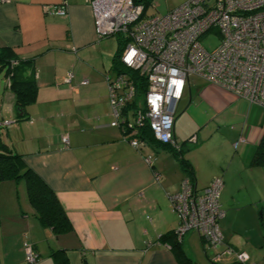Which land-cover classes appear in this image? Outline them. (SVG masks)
<instances>
[{
    "label": "crops",
    "instance_id": "1",
    "mask_svg": "<svg viewBox=\"0 0 264 264\" xmlns=\"http://www.w3.org/2000/svg\"><path fill=\"white\" fill-rule=\"evenodd\" d=\"M61 5L65 15L45 11V6ZM3 47L33 61L25 77L36 82L37 97L17 119L3 78L0 120L9 123L1 141L53 190L71 228L55 235L35 217L22 180L0 181L1 264H27L25 243L38 255L31 264H55L53 252L68 264H181L159 238L178 225L169 195L179 190L185 171L170 145L134 147L120 127L110 125L106 67L89 3L0 2ZM68 72L73 75L69 82ZM82 79L87 84L81 85ZM65 135L67 145L61 141ZM262 135L264 106L200 76L189 77L177 104L174 138L198 188L214 177L223 181L222 243L208 250L194 231L182 238L196 264H240L225 252L228 248L245 252L247 263L264 264V168L251 165ZM214 253H223L219 263L211 261Z\"/></svg>",
    "mask_w": 264,
    "mask_h": 264
},
{
    "label": "built area",
    "instance_id": "2",
    "mask_svg": "<svg viewBox=\"0 0 264 264\" xmlns=\"http://www.w3.org/2000/svg\"><path fill=\"white\" fill-rule=\"evenodd\" d=\"M86 1L97 38L119 35L125 41L119 55L123 71L111 69L105 79L114 116L110 125L120 127L130 145H142L137 133L148 126L157 141L180 150L174 138V120L192 75L237 98L264 106V0H184L163 14L149 16L144 5L134 0ZM45 11L66 14L63 5L45 6ZM210 35L218 37L219 43L208 50L201 41ZM134 72L144 79L142 95L137 94ZM72 77L68 72L65 80L69 82ZM80 84H87V79ZM8 123L2 120L0 128ZM61 141L67 145L68 137L62 136ZM222 186L220 177H214L203 188L184 177L179 190L169 195L171 209L178 218L175 233L179 239L194 231L205 249L214 250L222 243L218 225L224 216L219 203ZM225 252L234 255L237 263L255 264L247 263L245 252L230 248ZM222 255L214 253L210 259L219 263ZM24 256L27 264L38 259L27 243Z\"/></svg>",
    "mask_w": 264,
    "mask_h": 264
},
{
    "label": "trees",
    "instance_id": "3",
    "mask_svg": "<svg viewBox=\"0 0 264 264\" xmlns=\"http://www.w3.org/2000/svg\"><path fill=\"white\" fill-rule=\"evenodd\" d=\"M134 1L143 4L145 9L150 2V0ZM124 44L125 41H123L122 37H118V48L112 58L111 66V68L116 71H123L119 61V55ZM29 69H33L32 60L18 59L14 50L10 47L0 48V76L6 79V87L14 96V107L16 109L17 119H22L24 117V114L19 116L18 111H24L28 105L36 101L37 97L36 82L25 77ZM134 75L137 76L134 77V80H136L137 94L142 95L145 91L144 79L138 76L137 72H134ZM134 105L135 101L129 105V108H132ZM2 120L3 119H1L0 122ZM137 137L143 142L160 143L153 137L148 126L140 128ZM160 144L164 146L167 145L163 143ZM171 150L178 158L181 168L185 171V177H188L194 182L191 165L184 157L181 148L180 150H175L173 148ZM251 165L264 168V135H262L256 146L251 159ZM5 180H22L24 182L28 202L34 210L35 217L43 227L50 228L55 235H60L70 230V222L53 190L25 164L22 155L12 152L11 149L1 141L0 135V181ZM159 240L171 247L181 264H196L186 254L182 246V238L179 239L177 237L175 230L162 235ZM52 256L55 264H68L67 258L62 256L60 252H53Z\"/></svg>",
    "mask_w": 264,
    "mask_h": 264
},
{
    "label": "rangeland",
    "instance_id": "4",
    "mask_svg": "<svg viewBox=\"0 0 264 264\" xmlns=\"http://www.w3.org/2000/svg\"><path fill=\"white\" fill-rule=\"evenodd\" d=\"M153 1V2H152ZM184 0H151L150 3L146 7V15H156V14H163L167 12L169 9L176 7L183 3ZM156 3V4H155ZM118 37L119 35H113L105 38H101V63L103 66L106 67V74L111 73L110 72V65H111V59L118 48ZM202 45L208 49L211 50L215 48L218 43L219 39L215 35H210L208 37H205L201 41ZM105 74V75H106ZM3 80V77L0 76V82ZM4 128L1 130V134L3 135L6 131ZM4 136V135H3ZM198 247L201 249L203 256L205 257L206 261L209 262V259L206 258V255L204 253L203 247L198 241ZM210 263V262H209Z\"/></svg>",
    "mask_w": 264,
    "mask_h": 264
},
{
    "label": "water",
    "instance_id": "5",
    "mask_svg": "<svg viewBox=\"0 0 264 264\" xmlns=\"http://www.w3.org/2000/svg\"><path fill=\"white\" fill-rule=\"evenodd\" d=\"M24 114V111H18V115L22 116Z\"/></svg>",
    "mask_w": 264,
    "mask_h": 264
}]
</instances>
